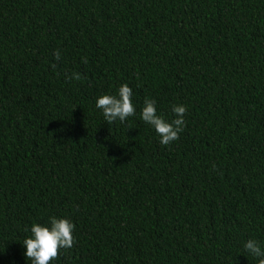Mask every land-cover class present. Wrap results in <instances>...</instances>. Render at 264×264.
<instances>
[{"label": "trees", "instance_id": "obj_1", "mask_svg": "<svg viewBox=\"0 0 264 264\" xmlns=\"http://www.w3.org/2000/svg\"><path fill=\"white\" fill-rule=\"evenodd\" d=\"M0 264H264V0H0Z\"/></svg>", "mask_w": 264, "mask_h": 264}]
</instances>
